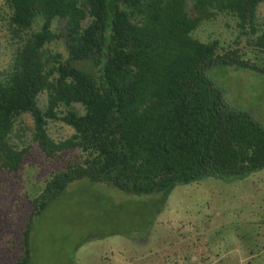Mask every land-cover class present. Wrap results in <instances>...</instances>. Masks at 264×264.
Segmentation results:
<instances>
[{"label":"trees","instance_id":"trees-1","mask_svg":"<svg viewBox=\"0 0 264 264\" xmlns=\"http://www.w3.org/2000/svg\"><path fill=\"white\" fill-rule=\"evenodd\" d=\"M0 2L16 39L0 70V197L13 191L21 214L0 216V264L29 262L35 217L72 182L165 201L177 185L264 169V127L208 76L214 66L264 76V0ZM218 18L229 44L195 35ZM24 114L32 140L18 147ZM50 122L72 133L56 140ZM34 165L48 166L42 181L24 179Z\"/></svg>","mask_w":264,"mask_h":264},{"label":"rangeland","instance_id":"rangeland-1","mask_svg":"<svg viewBox=\"0 0 264 264\" xmlns=\"http://www.w3.org/2000/svg\"><path fill=\"white\" fill-rule=\"evenodd\" d=\"M0 4L8 13V6ZM259 14H264V4ZM224 22V18L205 22L195 35L229 44L233 31ZM10 34L3 19L0 70L8 65L15 46ZM208 76L223 89L231 105L250 111L264 127L263 75L214 66ZM17 124L19 131L11 139L22 147L32 140V120L24 114ZM48 133L62 140L72 129L50 122ZM47 170L48 166L34 165L23 171V177L42 181ZM6 193L0 197V216L13 223L21 214L17 217L20 212L11 208L14 192ZM234 227L241 231L237 233ZM30 247L27 264H247L249 260L264 264V169L244 179L209 177L177 185L165 201L78 180L35 217Z\"/></svg>","mask_w":264,"mask_h":264}]
</instances>
